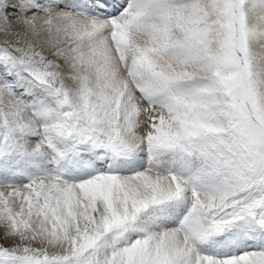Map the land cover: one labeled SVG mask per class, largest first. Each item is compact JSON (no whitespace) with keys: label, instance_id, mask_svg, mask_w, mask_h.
Returning <instances> with one entry per match:
<instances>
[{"label":"snow or ice","instance_id":"6c2138e0","mask_svg":"<svg viewBox=\"0 0 264 264\" xmlns=\"http://www.w3.org/2000/svg\"><path fill=\"white\" fill-rule=\"evenodd\" d=\"M0 264H264V0H0Z\"/></svg>","mask_w":264,"mask_h":264}]
</instances>
